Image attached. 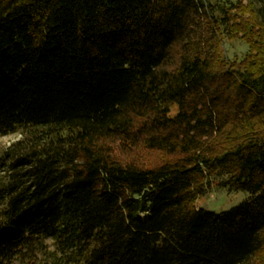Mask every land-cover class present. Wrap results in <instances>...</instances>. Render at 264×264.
<instances>
[{
	"label": "trees",
	"instance_id": "1",
	"mask_svg": "<svg viewBox=\"0 0 264 264\" xmlns=\"http://www.w3.org/2000/svg\"><path fill=\"white\" fill-rule=\"evenodd\" d=\"M250 1L256 44L229 60L239 0H0V136L23 135L0 155V264L48 240L56 264L250 263L264 248V0ZM128 144L172 157L140 163ZM215 180L250 196L199 207Z\"/></svg>",
	"mask_w": 264,
	"mask_h": 264
},
{
	"label": "rangeland",
	"instance_id": "2",
	"mask_svg": "<svg viewBox=\"0 0 264 264\" xmlns=\"http://www.w3.org/2000/svg\"><path fill=\"white\" fill-rule=\"evenodd\" d=\"M212 3L222 2L224 0H209ZM237 1V0H234ZM241 1V8L234 11L233 22L235 28L238 29L237 36L234 39L226 37L220 50L223 54L229 57V60L237 58L238 60L245 57L249 51H253V44H256V38L248 31L249 28H255V31L259 30L258 21L255 20L253 5L250 0ZM259 39H261L259 37ZM176 111V108H174ZM23 135L21 133L10 134L6 136H0V155L12 144L21 140ZM127 157L139 161L140 163H146L149 165H157L170 159L172 156L166 152L152 150L148 148H140L138 146L126 145ZM131 147V148H130ZM215 182L208 191L200 196L196 201L197 205L202 208L214 212H222L231 209L244 200L248 199L250 194L247 191H230L227 188H219ZM45 249L43 253H40L35 259H31L28 264H56V260L52 256L51 250L54 249L50 240L45 242ZM264 262V248L250 261L249 264H259Z\"/></svg>",
	"mask_w": 264,
	"mask_h": 264
}]
</instances>
